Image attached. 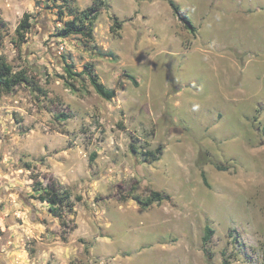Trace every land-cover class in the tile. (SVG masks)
<instances>
[{"label":"rangeland","instance_id":"obj_1","mask_svg":"<svg viewBox=\"0 0 264 264\" xmlns=\"http://www.w3.org/2000/svg\"><path fill=\"white\" fill-rule=\"evenodd\" d=\"M169 1L106 0L86 39L57 36L62 0H0L26 77L0 96V264H264V0H173L196 32ZM38 181L71 193L66 225Z\"/></svg>","mask_w":264,"mask_h":264},{"label":"trees","instance_id":"obj_2","mask_svg":"<svg viewBox=\"0 0 264 264\" xmlns=\"http://www.w3.org/2000/svg\"><path fill=\"white\" fill-rule=\"evenodd\" d=\"M62 1V4H66L64 8L68 11L69 15H72V18L66 20L65 24L58 29L57 36L68 37L70 35H81L86 39H92L94 31V20L100 13L101 9L105 7L106 0H93V5H91L87 9L80 11H78L77 9H75L74 6H72L70 0ZM169 2L175 14L179 17L180 21L185 25V27L193 32H196V27L194 26L193 22L191 21L189 16L184 11H182L180 6L177 5L173 0H170ZM64 11V9H60V13H64ZM31 26V13L26 12L16 29V32L18 34V40L15 41L16 44L19 45L20 42L24 40L25 33L31 28ZM115 26H120V23H118V19H116V25L114 24L112 26V30L115 29ZM1 38L2 34L0 29V39ZM72 68L73 66L69 64V67L67 68V73L70 78H76L74 76H82L86 74L93 88L100 96L107 100H112L114 97H116V90L106 86L103 82L99 80L97 73L93 71L92 65H90L88 69L81 72L73 71ZM130 79L135 84H138L137 79L134 76H130ZM25 80V75H22V73L14 72L8 60L2 54H0V96L2 94L12 93L15 87ZM63 116L65 118L68 117L67 115ZM161 149L162 147L157 148L158 154L161 153ZM149 154H152L154 160H159L158 154L155 155L153 151H146V155ZM35 188L40 192L39 198L42 201L48 202L50 211L55 216H57L64 223V225H66L67 218L65 210L68 207L70 211H72L74 207V203L67 200L71 197V193L68 190H63L61 193L52 188H45L43 187V184L39 181L36 183ZM134 198L140 204H142V206L147 208L156 203L161 204L164 200L168 199L169 196L164 195L161 191L152 190L151 194L146 198H142L139 196H135ZM80 199L81 196H78L77 200ZM213 232L214 230L210 226H207L206 235L204 236V242H207L211 238Z\"/></svg>","mask_w":264,"mask_h":264}]
</instances>
